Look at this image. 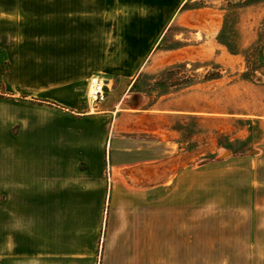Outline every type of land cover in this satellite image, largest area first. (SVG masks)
<instances>
[{
  "label": "crops",
  "instance_id": "obj_1",
  "mask_svg": "<svg viewBox=\"0 0 264 264\" xmlns=\"http://www.w3.org/2000/svg\"><path fill=\"white\" fill-rule=\"evenodd\" d=\"M39 1L38 41L23 39L15 49L2 45L8 64L0 66V195H6L0 208L13 203L22 210L23 224L37 210L40 234H46L49 210H58L54 234L71 241L84 232V211L90 210L98 222V264H160V220L169 226L165 203L117 196L127 188L106 186L105 165L117 150L131 153L133 140L136 155L148 163L153 158H143L146 150L158 155L160 145L166 150L177 143L174 128L160 124L162 118L202 114L161 98L145 107L147 97L132 89L151 52L175 26L191 29L185 41L193 44L180 49L184 61L214 54L221 15L183 9L189 0ZM91 77L106 88L114 83L110 95L93 106L86 100ZM165 188L146 189L158 194ZM148 214L154 216V247L144 230Z\"/></svg>",
  "mask_w": 264,
  "mask_h": 264
},
{
  "label": "rangeland",
  "instance_id": "obj_2",
  "mask_svg": "<svg viewBox=\"0 0 264 264\" xmlns=\"http://www.w3.org/2000/svg\"><path fill=\"white\" fill-rule=\"evenodd\" d=\"M39 4L0 0L2 68L8 64L5 47L15 49L23 39L38 41ZM183 9L221 15L212 37L218 48L208 57L184 61L180 49L193 44L185 41L191 29L175 26L151 52L132 90L147 97L145 107L161 98L202 114L162 118L160 124L167 121L174 128L177 143L166 150L160 145L158 155L146 150L143 158H153L148 163L136 155L133 139L131 153L117 150L115 160L110 157L105 165L106 186L127 188L117 196L128 201L142 197L150 205L165 203L169 226L160 220V264H264V0H189ZM109 88H103L106 97ZM88 95L89 86L87 104L95 105ZM146 169L162 174L156 177ZM155 185L168 189L148 192ZM56 211H47L46 234H40L37 210L23 224L22 210L13 203L0 208V264H98L100 239L95 246L98 222L92 211H84V232L73 241L55 236ZM152 218H144V230L154 247ZM70 245L75 248L66 249Z\"/></svg>",
  "mask_w": 264,
  "mask_h": 264
},
{
  "label": "built area",
  "instance_id": "obj_3",
  "mask_svg": "<svg viewBox=\"0 0 264 264\" xmlns=\"http://www.w3.org/2000/svg\"><path fill=\"white\" fill-rule=\"evenodd\" d=\"M104 87H106L101 79H98L97 77H92L89 81V95L91 103H97L99 101H102L105 97Z\"/></svg>",
  "mask_w": 264,
  "mask_h": 264
},
{
  "label": "bare ground",
  "instance_id": "obj_4",
  "mask_svg": "<svg viewBox=\"0 0 264 264\" xmlns=\"http://www.w3.org/2000/svg\"><path fill=\"white\" fill-rule=\"evenodd\" d=\"M89 89L91 90V88H89ZM225 152H226V151L223 150V151H221L220 154H221V155H223V154H226V155H227V153H225Z\"/></svg>",
  "mask_w": 264,
  "mask_h": 264
}]
</instances>
